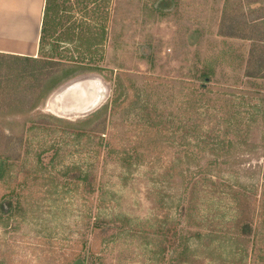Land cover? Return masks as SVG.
Wrapping results in <instances>:
<instances>
[{
	"label": "rangeland",
	"instance_id": "1",
	"mask_svg": "<svg viewBox=\"0 0 264 264\" xmlns=\"http://www.w3.org/2000/svg\"><path fill=\"white\" fill-rule=\"evenodd\" d=\"M103 1L104 45L93 54L103 58V71L64 82L14 123L21 129L22 121L46 117L56 126L26 124L22 160L4 174L21 205L0 213V263L51 264L74 244L88 246L93 224L102 222L101 252H84L72 264H264V237L258 234L252 248L232 241L239 211L231 195L243 186L249 208H256L264 104L207 89L264 92L263 78L244 75L250 51L255 61L264 57V35L254 34H264V0ZM223 14L233 36L218 32ZM249 32L253 37L239 40ZM119 72L129 74L133 93L109 119L115 146L107 155L98 152V136L59 128L93 113L57 114L52 100L67 83L93 76L107 90L99 111L114 87L122 88ZM135 151L138 159L123 162L122 153Z\"/></svg>",
	"mask_w": 264,
	"mask_h": 264
},
{
	"label": "trees",
	"instance_id": "2",
	"mask_svg": "<svg viewBox=\"0 0 264 264\" xmlns=\"http://www.w3.org/2000/svg\"><path fill=\"white\" fill-rule=\"evenodd\" d=\"M106 6L107 3L103 0H44L37 56L34 58L0 53V107L2 108L0 110V213L17 211L18 205H21L20 195L15 194L13 184L6 182L3 178L11 164L22 160L24 135L29 131L24 126L29 122L31 125L42 126V128L43 126H56L52 122L55 120H49L46 117H39L33 121H22L19 125L22 127L21 129H18L19 127L14 123L19 120L17 118L21 114H29L37 108L52 90L64 82L77 75L103 71V68L99 66L103 58L101 59L96 54L95 59L93 54L104 45L106 14L103 11L106 10ZM76 13L82 14L81 21L75 20L74 14ZM226 22V16L223 14L218 32L220 35L233 36V34L225 32ZM255 52L256 50L250 51L244 75L247 78L264 79V57L260 55V58L255 61L253 59ZM117 77L120 78L123 86L122 88L114 87L113 98L109 104L104 105L99 111L77 124L64 122L65 125L59 126V128L68 129L77 134L84 132L83 134L98 136V152L105 150L107 155L115 146L111 133L107 132L109 119L128 106V102L132 98L130 94L133 93V87L128 82L129 74L119 72ZM145 79L152 82L169 83L153 77ZM183 85L190 88L194 86L191 83ZM207 89L209 92L238 96L251 103L255 101L257 104H264V92L215 85H210ZM123 93H126V96ZM122 97L123 99L119 103L118 101ZM156 132L155 127H150L147 130V135L153 137L152 135H155ZM124 141L121 144L123 147ZM136 145L142 148L141 143H136ZM122 154V160L125 163L129 158L138 159L137 151H135V155ZM262 171L264 172V169ZM23 184H26L25 177L18 182L19 188ZM254 191H256L255 194L259 192V195L256 208L251 209L247 192L243 186L238 185L236 192L231 191L235 207L239 211L235 219L232 241H243L244 246L250 244L251 248L256 244L258 234L264 237V182L260 188H255ZM13 200L16 207L13 206ZM101 234L102 222L94 223L88 246L82 243L74 244L70 250L63 251L53 259L51 264H72L84 252H87L89 256L98 255L103 244ZM241 251L246 257V249ZM2 256L5 255L0 253V258ZM6 264H11L10 259ZM223 264L230 263L223 262Z\"/></svg>",
	"mask_w": 264,
	"mask_h": 264
},
{
	"label": "crops",
	"instance_id": "3",
	"mask_svg": "<svg viewBox=\"0 0 264 264\" xmlns=\"http://www.w3.org/2000/svg\"><path fill=\"white\" fill-rule=\"evenodd\" d=\"M43 7L44 0H0V53L36 57ZM256 31L255 37L264 35ZM252 34H238V38L248 39Z\"/></svg>",
	"mask_w": 264,
	"mask_h": 264
},
{
	"label": "water",
	"instance_id": "4",
	"mask_svg": "<svg viewBox=\"0 0 264 264\" xmlns=\"http://www.w3.org/2000/svg\"><path fill=\"white\" fill-rule=\"evenodd\" d=\"M91 77V78H89ZM93 76L79 77L60 88L52 105L68 116L85 117L99 109L106 99L107 90Z\"/></svg>",
	"mask_w": 264,
	"mask_h": 264
},
{
	"label": "bare ground",
	"instance_id": "5",
	"mask_svg": "<svg viewBox=\"0 0 264 264\" xmlns=\"http://www.w3.org/2000/svg\"><path fill=\"white\" fill-rule=\"evenodd\" d=\"M49 109V108H48ZM55 108H53V110H54ZM55 111V113H57V114H60V112H58L59 110H54Z\"/></svg>",
	"mask_w": 264,
	"mask_h": 264
}]
</instances>
